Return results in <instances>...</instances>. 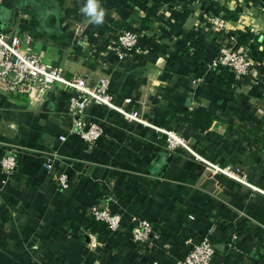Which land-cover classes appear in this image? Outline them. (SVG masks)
I'll use <instances>...</instances> for the list:
<instances>
[{
	"label": "crops",
	"instance_id": "0c3cea01",
	"mask_svg": "<svg viewBox=\"0 0 264 264\" xmlns=\"http://www.w3.org/2000/svg\"><path fill=\"white\" fill-rule=\"evenodd\" d=\"M99 2L105 18L96 25L81 12L86 0H12L0 8V30L30 36L42 59L66 75H83L91 85L108 76L117 101L154 127L91 105L88 117L106 133L89 149L69 134L72 118L61 87H52L41 104L11 98L0 87V162L16 147L19 165L4 182L0 163V264H178L186 239L198 243L207 236L216 246L212 264H264V193L213 175L183 147L171 151L157 129L184 136L212 162L240 166L250 184L264 189L258 155L231 130L262 116V75L216 92L210 67L222 42L237 44L229 39L236 30L256 25L264 36V0ZM204 12L228 18L229 30L213 29ZM122 29L137 30L140 39L134 54L119 58L110 48ZM191 112L212 120L197 125L186 118ZM52 152L57 158L49 170ZM60 172L69 176L67 189L57 181ZM93 204H110L122 215L121 228L105 240L96 235L95 246ZM142 218L154 232L137 247L131 227Z\"/></svg>",
	"mask_w": 264,
	"mask_h": 264
},
{
	"label": "built area",
	"instance_id": "2783aa9c",
	"mask_svg": "<svg viewBox=\"0 0 264 264\" xmlns=\"http://www.w3.org/2000/svg\"><path fill=\"white\" fill-rule=\"evenodd\" d=\"M11 1L0 0V8ZM203 19L213 29L229 30V19L225 16L204 12ZM239 24L247 25L242 20L239 21ZM248 29L255 33L259 31L256 25H250ZM233 38H236L235 34L229 37L230 40ZM31 39L30 36L24 38L19 35H8L0 30V87L7 96L41 104L52 87H61L66 92L68 113L72 118L69 134L77 135L89 149L96 148L106 133L105 128L98 121L88 117L87 111L91 105L116 112L128 121H137L153 126L141 116L139 110L128 108L125 103L117 101L110 91L111 80L108 76L101 77L97 85H91L88 78L83 75H66L62 67L47 63L42 59L41 55L30 45ZM139 39L140 35L135 30L122 29L117 33V38L110 49L119 58L131 56L132 51L136 50L139 45ZM254 64L255 61L250 56L248 48L239 47L232 41H224L219 45L217 56L210 67L212 69L219 65L226 66L235 72L237 81L241 82V79L252 71ZM157 129L166 135L167 146L171 151L183 147L200 159L213 175L228 176L264 193V189L248 182L240 166L212 162L194 151L184 136L173 130ZM59 139L65 141L67 135H61ZM17 153L18 149L11 147L1 158V173L4 176V182H8L18 170ZM56 158L57 154L53 152L46 157L45 166L49 170L53 169ZM57 181L64 189L70 186L69 176L65 172H60L57 175ZM88 215L98 221L105 222L111 232L119 230L122 226V215L120 212L114 211L110 204L105 206L93 204L88 210ZM153 232L154 225L148 219H135L131 227V243L137 247H143L150 240ZM237 238L238 236L235 234L229 245L233 246ZM96 242V235L92 234V245L95 246ZM185 243L189 248L178 264H212L216 255V246L210 236L204 237L198 243H192V239L188 238Z\"/></svg>",
	"mask_w": 264,
	"mask_h": 264
},
{
	"label": "trees",
	"instance_id": "16d2710c",
	"mask_svg": "<svg viewBox=\"0 0 264 264\" xmlns=\"http://www.w3.org/2000/svg\"><path fill=\"white\" fill-rule=\"evenodd\" d=\"M231 17L237 18V16L234 15ZM135 31L138 32L137 30ZM234 33L236 35L238 46L248 48L250 56L255 61L252 71L244 76L241 81L254 78L255 73L262 75L264 81V36L255 33L250 29L236 30ZM135 52L136 50H133L132 54ZM211 75V87L216 92L234 84L238 80L235 72L223 65L212 68ZM261 101L264 105V93L261 95ZM186 118L200 126H205L206 123H210L212 120L211 116L203 112L188 113ZM231 130L241 132L244 135L248 146L256 155H258L259 163L264 168V112L257 122L244 120L242 128L232 127ZM261 184L264 187V173ZM89 228L93 234L98 235L102 240H105L111 232L105 222L98 221L93 216H89Z\"/></svg>",
	"mask_w": 264,
	"mask_h": 264
},
{
	"label": "clouds",
	"instance_id": "9594fccd",
	"mask_svg": "<svg viewBox=\"0 0 264 264\" xmlns=\"http://www.w3.org/2000/svg\"><path fill=\"white\" fill-rule=\"evenodd\" d=\"M81 12L88 18L89 23L99 25L104 22L105 10L99 0H86Z\"/></svg>",
	"mask_w": 264,
	"mask_h": 264
}]
</instances>
